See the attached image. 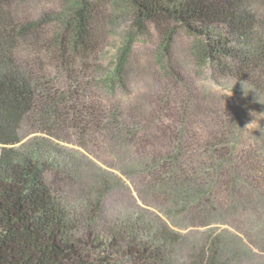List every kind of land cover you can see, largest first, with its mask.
<instances>
[{"label":"trees","instance_id":"1","mask_svg":"<svg viewBox=\"0 0 264 264\" xmlns=\"http://www.w3.org/2000/svg\"><path fill=\"white\" fill-rule=\"evenodd\" d=\"M45 1L0 0V264H264V0H124L110 72L121 0ZM148 24L167 46L142 64ZM203 60L260 107L254 134L210 112L185 71Z\"/></svg>","mask_w":264,"mask_h":264},{"label":"rangeland","instance_id":"2","mask_svg":"<svg viewBox=\"0 0 264 264\" xmlns=\"http://www.w3.org/2000/svg\"><path fill=\"white\" fill-rule=\"evenodd\" d=\"M109 1V0H105ZM129 1V0H128ZM43 3L48 10L55 12V6L57 4V0H48ZM43 5V6H44ZM122 13L121 21L118 22L114 28H107V36L104 39L101 49L97 55V64L100 67L99 69L104 70L105 72H110L113 68V64L115 62V57L117 53V49L121 45V34L127 32L129 27L132 25L134 17L132 16V12L128 11L126 8V2L121 0ZM32 13H38V10H32ZM169 28H174V31H177V35L179 34V39L175 41V44H172V48L170 53L174 56V59L177 61H184V55L186 54L187 47L189 46V39L183 36V33L180 29L177 28L175 24H171L169 22ZM148 31H146L145 35L142 36L140 34L136 35L134 41V49L133 56L135 58H139L142 64H147L152 62L153 55L159 52V49L162 47H166L167 45L164 43L162 36L157 32L156 26L152 24L147 25ZM132 30V29H131ZM134 32V31H133ZM136 34V32L132 33ZM179 63V62H178ZM141 70V69H140ZM185 71L193 79L194 87L197 92L202 95L206 99V105L210 108L211 113H217L225 115L226 121L230 124L229 131H239L245 135L254 134L258 129L257 124L260 122L261 112L251 101L245 100L244 94H242V87L235 81H233L230 77H226L224 74H220L215 72L210 64H206L205 61L199 62L196 66H188L185 68ZM154 70H149L147 72L138 71L136 77L129 84V90L133 94V98L135 96L143 94H148L151 90V87H154ZM197 79H203L206 82H209L213 85L210 89L198 88L195 84ZM157 84V83H156ZM166 84V83H165ZM168 85V83H167ZM159 86V85H158ZM156 90V89H154ZM125 105H127L126 100L118 98ZM212 103V104H211ZM246 103V104H245ZM240 105H242L240 107ZM246 105V107H244ZM232 106V107H231ZM231 107V108H230ZM245 108V109H241ZM218 110V111H217ZM223 112V113H222ZM215 116V115H214ZM237 118V120H236ZM167 122V121H166ZM168 124V123H166ZM169 125V124H168ZM201 128L195 129L197 135L201 136L200 138H204L205 131L203 126H199ZM259 127V126H258ZM196 141V140H195ZM195 141L191 143L190 150H197L199 144H196ZM195 143V144H194ZM102 158V157H101ZM103 159L108 162V164H115V161L111 160V158H107V156H103ZM112 161V163L110 162ZM112 198H110L108 206L112 210H117L116 205L119 203H124V198H120L117 196H123L120 194H112ZM135 196V195H134ZM118 202V203H117ZM130 204V203H129ZM150 204H153V202ZM128 207V206H127ZM115 213V212H114ZM231 226H235L236 230L243 233V227L239 224L231 221H227ZM241 227V230L238 229ZM243 236V235H242ZM192 237V235L190 236ZM255 249V248H254ZM244 262L245 259H242ZM231 264V263H230ZM246 264V263H245Z\"/></svg>","mask_w":264,"mask_h":264},{"label":"clouds","instance_id":"3","mask_svg":"<svg viewBox=\"0 0 264 264\" xmlns=\"http://www.w3.org/2000/svg\"><path fill=\"white\" fill-rule=\"evenodd\" d=\"M195 84L198 88H203V89H210L213 87V85L209 82H206L205 80L203 79H197L195 81Z\"/></svg>","mask_w":264,"mask_h":264}]
</instances>
